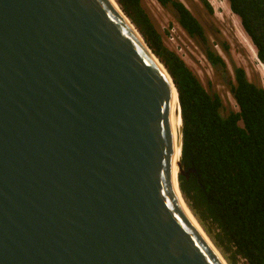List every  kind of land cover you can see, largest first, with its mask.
Instances as JSON below:
<instances>
[{
	"label": "water",
	"instance_id": "95a60500",
	"mask_svg": "<svg viewBox=\"0 0 264 264\" xmlns=\"http://www.w3.org/2000/svg\"><path fill=\"white\" fill-rule=\"evenodd\" d=\"M117 7L0 0V264H222L180 202L196 220L174 83Z\"/></svg>",
	"mask_w": 264,
	"mask_h": 264
},
{
	"label": "trees",
	"instance_id": "16d2710c",
	"mask_svg": "<svg viewBox=\"0 0 264 264\" xmlns=\"http://www.w3.org/2000/svg\"><path fill=\"white\" fill-rule=\"evenodd\" d=\"M170 75L181 114L178 186L185 202L228 264H264V87L233 66L228 89L237 110L227 109L208 91L183 59L169 49L141 0H115ZM170 5L191 37L207 42L202 25L179 0ZM208 12V0H200ZM264 64V0H226ZM227 49V44H222ZM204 54L224 74L223 58Z\"/></svg>",
	"mask_w": 264,
	"mask_h": 264
},
{
	"label": "rangeland",
	"instance_id": "374dc122",
	"mask_svg": "<svg viewBox=\"0 0 264 264\" xmlns=\"http://www.w3.org/2000/svg\"><path fill=\"white\" fill-rule=\"evenodd\" d=\"M179 1L200 22L207 42L203 43L201 39L189 36L179 25L177 15L170 5L163 6L157 0H141V3L161 34L165 45L183 59L208 91L219 94L227 109L237 110L227 84L228 79L232 80L233 66L243 67L250 80L257 81L264 87V76L258 70L257 62L252 58V46H249L252 51L248 50L242 41V39L247 41L249 37L242 29L238 16L232 13L226 0H208L212 7L211 13L200 0ZM223 43L227 44V49L223 48ZM205 47L212 48L223 58L226 65L224 74L216 72L210 65L204 54ZM207 237L209 238L208 235ZM217 250L222 255L218 248ZM238 264L245 263L240 260Z\"/></svg>",
	"mask_w": 264,
	"mask_h": 264
},
{
	"label": "bare ground",
	"instance_id": "6f19581e",
	"mask_svg": "<svg viewBox=\"0 0 264 264\" xmlns=\"http://www.w3.org/2000/svg\"><path fill=\"white\" fill-rule=\"evenodd\" d=\"M109 2H110V4H112V6H114V8L117 10V12L120 14V15H122L121 14V12L119 11V9H118V7H117V5H116V3H114L113 2V0H108ZM219 7V6H218ZM123 16V15H122ZM124 20H126V19H124ZM249 39V38H248ZM247 39V41H246V39H242V41H243V43L245 44V46L247 47V49L248 50H251L250 49V47L252 48V58L257 62V68H258V70L261 72V74L264 76V64H262L259 60H257L258 58H256V55H255V49H254V47H253V45L251 44V42L249 41ZM249 44V45H248ZM251 45V46H250ZM250 46V47H249ZM250 51V52H251ZM251 56V55H250ZM159 68L161 69L162 67L159 65ZM163 71V70H162ZM165 73V72H164ZM179 124H180V122H179V120H177V127H176V131H177V128L179 127ZM176 158H177V153L175 154V160H176ZM175 163H176V161H175ZM176 172H177V170H176V165H175V167H174V176H173V180H174V185H175V175H176ZM176 186V185H175ZM174 186V187H175ZM176 194H177V196L179 197V195H178V193H177V191H176ZM180 202H181V204H182V206H183V208H184V210L186 211V213H187V215L189 216V218L191 219V221L193 222V224L195 225V227L197 228V230L202 234V236H203V238H204V240L208 243V245L210 246V248L213 250V252L215 253V255L218 257V259L220 260V262L222 263V264H227V262H226V260L222 257V255L219 253V251L217 250V248L214 246V244L211 242V240L206 236V234L204 233V232H202V229L199 227V225H198V223L196 222V220L191 216V213H190V211L187 209V207H186V205L185 204H183V202L181 201V199H180Z\"/></svg>",
	"mask_w": 264,
	"mask_h": 264
}]
</instances>
